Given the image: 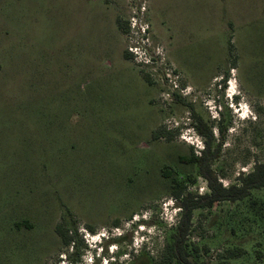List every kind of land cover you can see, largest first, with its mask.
<instances>
[{
	"label": "rangeland",
	"instance_id": "obj_1",
	"mask_svg": "<svg viewBox=\"0 0 264 264\" xmlns=\"http://www.w3.org/2000/svg\"><path fill=\"white\" fill-rule=\"evenodd\" d=\"M197 117L222 186L264 163V0H0V264H175ZM188 243L264 264V188L194 211Z\"/></svg>",
	"mask_w": 264,
	"mask_h": 264
},
{
	"label": "trees",
	"instance_id": "obj_2",
	"mask_svg": "<svg viewBox=\"0 0 264 264\" xmlns=\"http://www.w3.org/2000/svg\"><path fill=\"white\" fill-rule=\"evenodd\" d=\"M124 57L129 59L128 53H124ZM143 77L149 81L148 76ZM224 108L226 111L229 110L228 106H224ZM221 112L219 113L222 114ZM196 121L195 129L204 138V147L199 152V157L192 153L189 157L182 158V160L186 164L197 166L198 174L205 181L208 192L202 195L185 193L186 184L172 180L171 196L175 201L179 202L178 209L180 210V216L174 234L171 237V242L166 245L165 253L169 261H174L175 264H192L189 261L188 237L194 211L210 209L216 203L238 202L248 198L251 191L264 188V163H255L249 173L239 177L238 184L227 187L222 186L210 169V161L218 152V150L210 151L212 142L211 129L207 128L200 118L197 117ZM159 137V133L156 131L153 134V138L159 139ZM194 182L195 179L189 176L188 183L192 184ZM68 232V230L60 226L56 228V234L64 245H68L72 241V237L68 235ZM192 250L194 252L196 249L193 248ZM244 253L243 249L235 248L227 250L225 256L227 259H235L241 257Z\"/></svg>",
	"mask_w": 264,
	"mask_h": 264
},
{
	"label": "crops",
	"instance_id": "obj_3",
	"mask_svg": "<svg viewBox=\"0 0 264 264\" xmlns=\"http://www.w3.org/2000/svg\"><path fill=\"white\" fill-rule=\"evenodd\" d=\"M231 0H229V2H230ZM221 2L223 3V4H225L226 2H227V0H221ZM223 13L224 14H227L228 12H226L225 10L223 11ZM223 21H225V25L227 26V28L228 29H230L231 30V32H232V30L234 29V25H233V23L229 20V19H226V17L224 18V20ZM231 44V43H230ZM232 45V44H231Z\"/></svg>",
	"mask_w": 264,
	"mask_h": 264
},
{
	"label": "clouds",
	"instance_id": "obj_4",
	"mask_svg": "<svg viewBox=\"0 0 264 264\" xmlns=\"http://www.w3.org/2000/svg\"><path fill=\"white\" fill-rule=\"evenodd\" d=\"M230 98V97H229Z\"/></svg>",
	"mask_w": 264,
	"mask_h": 264
}]
</instances>
